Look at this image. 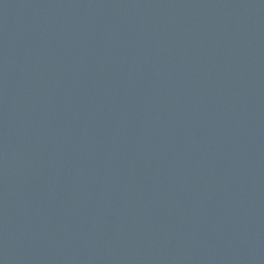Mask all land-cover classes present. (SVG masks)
Listing matches in <instances>:
<instances>
[{"label": "water", "instance_id": "95a60500", "mask_svg": "<svg viewBox=\"0 0 264 264\" xmlns=\"http://www.w3.org/2000/svg\"><path fill=\"white\" fill-rule=\"evenodd\" d=\"M0 264H264V0H0Z\"/></svg>", "mask_w": 264, "mask_h": 264}]
</instances>
